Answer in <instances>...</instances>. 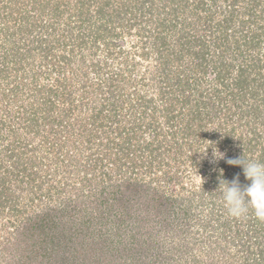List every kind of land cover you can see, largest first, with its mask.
<instances>
[{
    "label": "trees",
    "instance_id": "1",
    "mask_svg": "<svg viewBox=\"0 0 264 264\" xmlns=\"http://www.w3.org/2000/svg\"><path fill=\"white\" fill-rule=\"evenodd\" d=\"M85 1L80 0L81 7L75 15L91 27L89 35L78 26L80 35L74 37L69 27L61 30L65 31V38L69 35L67 42L63 40L52 20L59 22L70 5L66 2L63 3L66 9L60 8L57 0H49L51 5L32 0L38 15L48 16L50 21L37 25L40 20L36 18L33 24L11 31L12 35L18 32L27 35L34 27L39 28L38 35L30 42L23 41L22 47L13 43L10 55L13 60L7 59L1 64L0 105L2 100L9 101L16 109L9 111L12 116H19L26 130L35 129L36 135L43 130L40 135L54 147L52 150L62 149V144L49 140L52 136L61 132L71 136L76 131L79 138L73 150L77 155H69L67 159L80 180L66 178L63 182L57 178L65 159L50 158L55 168L46 171L42 162L48 158V152L37 161L25 162V151L36 152V147L28 149L29 144L22 140L21 134L7 126L13 139L0 153L11 160L12 169L5 168L6 163L0 158V206L1 213L7 208L17 215L8 220V229L4 224L8 238L0 245V264H121L125 261L163 264L158 260L166 257L159 254L156 239L170 233L177 240L189 231L190 208L195 199L219 201L224 210L220 192L216 196L219 180H232L239 174L242 185L250 183L240 166L223 160V165L217 162L219 169L211 175L213 186L204 188L202 184L199 197L195 198L197 194L193 191L184 199L174 192H166L157 185L159 172L163 183L178 182V172L172 167L184 156L189 137H192L188 142L191 147L208 135V140L218 149L229 145L232 148L233 140L237 139L236 148L227 150L236 151L234 158L243 155L264 163V132L254 125L256 121L264 123V21L261 22L264 0H87L89 4H96L94 26L86 15ZM145 14L150 16L149 20L138 21ZM4 15L14 19L12 13ZM18 19L21 20L19 16ZM136 23L140 26L136 31L138 36L147 33L142 46L137 43L143 39L132 41L131 52L118 39L124 34L132 36ZM86 47L92 53L90 60L83 54ZM100 47L105 59L96 52ZM33 51L44 62L36 70L47 75L43 70L46 66L54 74L51 83L41 82L36 74L30 81L26 76L22 81L12 76L22 72L23 60L32 56ZM149 58L152 64L145 63ZM73 61L78 64L75 71L70 68ZM30 63L27 65L32 69ZM89 68L96 72V77L89 76ZM67 73L73 78L66 76ZM147 81H151L149 86L164 104L160 109L165 115L166 130L153 113L158 111L159 104L149 95ZM126 88H132L134 100L126 94ZM22 93H26V98ZM128 108L138 110L131 114L136 122L149 116L151 110V123L133 125L131 116L124 121L121 112ZM1 112L2 109L0 136L7 125ZM129 123L130 128L126 127ZM107 124L116 126L112 128L113 137L106 136L102 150L81 154V150L92 147L93 133ZM209 124H213L212 130H206ZM178 125H182V130ZM239 126L248 128L250 136H235ZM146 130L150 140L142 138L135 145L128 143L136 136H130L129 131H142V135ZM136 150H141L138 163L130 158ZM171 150L176 153L170 155ZM195 153L198 147L183 160L195 165ZM202 159V165H206L207 161ZM130 160L133 163L126 170L125 164ZM24 181L32 182L37 188L36 195H31L32 201L45 197L50 202H40V206L29 212L14 210L16 202L11 200L10 186ZM43 183L47 188L38 194ZM222 219L211 214L201 226L206 230L210 224L216 231L233 233L230 245H240L239 251L248 254L244 262L264 264V220L257 218L251 208L240 219L233 216ZM178 221L183 226H177ZM252 246L256 247L255 251H249Z\"/></svg>",
    "mask_w": 264,
    "mask_h": 264
},
{
    "label": "rangeland",
    "instance_id": "2",
    "mask_svg": "<svg viewBox=\"0 0 264 264\" xmlns=\"http://www.w3.org/2000/svg\"><path fill=\"white\" fill-rule=\"evenodd\" d=\"M32 0H0V66L1 64L5 63L8 59L9 62H11L13 59L10 58L12 56L11 55V47L13 45V43H16L20 45V47H22L23 41L24 43L26 42H30L33 37L35 35H38L39 32V28L38 27H34L33 30L27 34L24 35L21 33H15L14 35H12L11 31L16 30L17 28H19L20 26H24L25 24H33L34 20L36 18H38L40 20V22L37 23L41 24L42 22H44V20H48V22L50 21V18H48V16H40L38 15L37 9L33 8V2H31ZM49 0H41V2H46L48 3ZM56 0H51V2H54ZM60 2V8L66 9V5L64 6L63 3H68L70 5L69 10H66V13L63 14L62 16H60L59 18V22L57 21H53V23H55V25H57V29L60 30L59 34L60 36H62L63 40H65V42L68 41L69 35H67V37L65 38V31H61L62 29H68L69 27H71L72 33L74 34L73 36L75 37L77 34L80 35L79 29L81 32H85L86 34H90L91 33V27L88 25V23L86 22H82L79 21L78 18H76V9H79V7H81L79 5L80 0H57ZM49 5H51V3H48ZM88 1H85V9L86 11H88V13L86 12V15L89 16V23H91V25L94 26V24L92 22H94L95 19H97V13H96V4L95 3H91L89 4ZM2 6L5 8L3 9ZM62 6V7H61ZM49 10V7L47 8ZM12 13L13 18H11L10 16L5 17L4 14H10ZM69 13V14H68ZM263 16H264V11H263ZM24 15L28 16V19H22L24 17ZM142 15V14H141ZM18 16L20 17L21 20L18 19ZM38 16V17H37ZM10 17V18H9ZM157 17V16H154ZM160 17V15H159ZM147 18H150L149 15L145 14L143 16L138 17V21L142 20L146 21L149 20ZM54 19V18H53ZM55 20V19H54ZM264 21V17L261 16V22ZM65 24V25H64ZM79 24V25H78ZM138 23H136L135 25V29H132V36L129 35H123L121 39H118V41H120L121 44L126 45L125 47L128 48L127 50L129 51H133L134 49L132 48V41H135L134 39H136V41L138 40H142L141 42H138L137 45H143L145 42V36L146 33L145 32L143 34V36H138L139 34L136 32L137 30H139V25H137ZM80 28H79V27ZM153 26V25H152ZM126 27H123V29L125 30ZM94 29V27H92V30ZM149 30V29H148ZM137 35V36H135ZM88 36H86L87 38ZM85 39V38H84ZM69 43V42H68ZM101 50H96V52L100 55L101 58L104 57L105 59V54L104 51H102V47H100ZM92 50V49H91ZM34 52V51H33ZM91 52L89 50L88 47L83 49V54L85 55V57L90 60L91 55H89ZM8 54V55H7ZM4 55H7V57H4ZM131 55V54H130ZM28 59L23 60V65L25 66V68H23L22 72L19 73H13L12 76H16L19 80L18 81H22V78L24 76L27 77L28 81L31 80L33 74L38 75L39 79L41 82L43 83H51L52 81L50 80L51 78H54V74H51L48 70V68H46V66L43 67L44 72H48L49 74H42L39 73L36 69L40 66H42V57L41 55L37 52H34L32 56H27ZM77 57H79V55H77ZM29 62L32 63V69H29L30 67H28ZM30 63V65H31ZM145 63L147 64H152L153 61L149 58L147 61H145ZM143 63V64H145ZM22 64V63H21ZM28 64V65H27ZM70 68L75 71L76 67H78V64L76 63V61H73L72 64H70ZM117 63H114V66H116ZM36 70V73H33V70ZM47 69V70H45ZM50 70H52L53 72L55 71V68L50 67ZM89 76L91 78L96 77V72L94 70H92L91 68H89ZM148 72V71H147ZM146 72V77H149V74ZM78 73V72H77ZM95 75V76H94ZM66 76H69L70 78L72 76L71 73H67ZM13 77V78H14ZM151 81H147L148 83V93H150L149 95L154 96V101H156L159 104V109L158 111L156 110L155 112H153L154 114H156V117H158V122L159 124L162 125V128H164V130H166L167 128H165V123H164V119H165V115L162 114L161 111V106L164 105L161 100L159 99L158 96L155 95L154 90L152 89V86L150 85ZM101 87L104 89V85L101 84ZM145 89V88H144ZM126 90V94L130 97H133V100L135 99L134 95L132 96V88H126L124 89ZM26 93H22V96H25ZM26 98V96H25ZM17 104V103H16ZM10 108H14L11 103H9V101L4 102L3 100L1 101V105H0V109H2V117L5 120L7 125H4L1 136H0V151L1 148L3 147H7V143L12 141L11 139H13V137H10L8 134V129L7 126H10L13 130L18 132V135H20V137L22 138L23 141L28 142L29 145L28 149L30 146L32 147H36V152L27 150L25 151L24 155H23V160L25 162H30V161H37L40 159V156L43 155L45 152H48V158H45V161H43L42 163H44L46 165V167H44V169L47 171L49 168L53 167L55 168V164L52 162H49V159H60L63 160L65 159V162L62 163L61 168H59V175H57L59 178V180H62L63 182H65L66 178L70 179L71 181L74 180H80V177L74 173L73 169H71V166L69 164H71L69 162V160L67 158H69L70 156H76L77 152L75 153V149L73 150V144H78V138L79 136L76 135V131L72 133V135H68L65 132H61V134L57 135V136H52L51 139L53 142H56L58 145L62 144V149L61 150H57L54 149L52 150V147L48 142H46L44 140V138L40 135L42 134L44 131L40 130L41 133H38L37 135L35 134V129H33L32 131H28L25 128H23L21 121L18 119L19 116L18 115H14L12 116V113L9 111ZM7 110L6 111H4ZM133 110V109H132ZM132 110H128L124 109L122 110L123 112H121V114L125 117L124 121H128L129 117L131 116V114H136L134 113V111H138V110H133V113L131 112ZM150 115L149 116H145L144 119H140L138 120L139 122H136L137 120L133 119L132 117V121L130 122L131 124L135 125L138 123H142V124H150L151 123V110H149ZM148 114V112H147ZM18 116V118H17ZM130 117V118H131ZM187 117V116H186ZM260 119V118H259ZM127 124L126 127L130 128L131 124ZM254 125L256 126V129L264 132V123H261L260 121H256L254 123ZM116 126V124H107V126H102L101 130H96L94 134V139L92 141V147L90 149H83L81 150L82 153L81 154H90L93 152H96V150H102L103 146L102 144H104L106 142L107 137L106 136H110L111 138L113 137V134H111V132L113 133V129ZM182 125H178V129H181ZM151 128H153V125H151ZM212 130L213 129V124H209L206 127V130ZM130 130V129H129ZM142 131L144 130V127L141 129ZM141 132H135L129 131V135L133 136V134H135L136 136L132 139L129 140L128 143H132V144H136L137 141L141 142L142 138H145L146 140H150L151 138L149 137V130L144 131V133L142 134L144 137H142ZM243 135L246 137L250 136V133L248 131V128L246 127H242L239 126V128L236 130V135L238 137V135ZM54 137V139H53ZM178 137L180 138V136L178 135ZM6 139V140H5ZM5 140V141H4ZM173 140V139H171ZM262 140V139H261ZM63 141H65L66 143H62ZM192 141V137H189V141L186 142L185 144V148H184V156H180V159L178 160V162L173 163V167L172 170L178 172V182H174L171 181V183H163L162 180L163 175L159 172V176L160 179L157 183V185H159L161 188L163 187L165 189L166 192H174L176 194H178V196L180 197V199H184V196H189V194L191 193V191L195 192L194 194H197L195 198L199 197V190L202 187L201 185L203 184L206 188V186H213V182L211 181V175L213 174V172L216 171V169L218 170V166L219 165H223V160H226L228 158H234L235 157V153L236 151L232 152H228L227 150L232 149L235 147V143H237V139L233 140V147L231 148V145H229L226 149H219L220 152H223L225 154V158L224 159H220V161H215L213 162V149L215 150L217 147H215L214 143L208 140V135H206L205 140H198L195 144L192 143V146L190 147L188 142ZM264 141V140H263ZM178 142H181V138L178 140ZM81 144V143H80ZM83 144H81L82 146ZM89 145V144H88ZM262 145V143H261ZM57 146V145H55ZM198 147V153L196 154V162L195 165H192L193 163H190L189 160L184 161L183 158H185L186 156L190 155V152L193 154L195 148ZM260 146H257V148L259 149ZM33 148V149H34ZM81 148V147H79ZM208 148V149H207ZM236 148V147H235ZM207 149V151H206ZM218 149V148H217ZM190 150V151H189ZM79 151V152H81ZM139 151L141 150H136L135 152L132 153V155H130L131 160L133 159L135 163H138V155H139ZM162 151L163 148H161L159 150V153L162 155ZM206 151V153H201ZM227 151V152H226ZM233 151V150H232ZM114 153H116V149H114L113 151ZM176 153L175 150H171V152L169 153L174 154ZM62 154V155H60ZM65 154V155H64ZM165 154L167 155V153L165 152ZM64 155V157H63ZM117 155V154H116ZM82 157V156H78ZM114 159L116 158L115 154H113L112 156ZM0 158H2V160L6 163L5 164V168L11 170V166H10V162L11 160H8L7 157L3 156L2 153H0ZM202 158H205V160L207 161L206 165H202L203 162L201 160H203ZM67 159V160H66ZM130 160V162L125 164V169L127 170V167L129 166L130 163H133ZM217 162H218V166H217ZM140 163V161H139ZM179 164V165H178ZM178 166V167H177ZM226 168V166H225ZM163 170V169H161ZM207 170V171H206ZM46 171H41V174L44 175V173H46ZM71 172V173H70ZM69 173V174H68ZM67 179V180H68ZM26 180V179H25ZM39 182H42L39 181ZM38 182V184H39ZM20 185V186H19ZM17 184V183H13L10 187H11V195H12V202H16L15 206H14V210H26L27 212L31 211L34 209L35 206H40V202L42 204H45L47 202H50L48 198L42 197L40 200L37 198L34 201L31 200V195L35 194L36 195V191L35 189H37L36 187H33V183H27V181H24L22 184ZM72 186V184L70 185V187H68L67 189H70ZM47 188V184L43 183L42 184V189L40 191H38V194H40L41 192L45 191V189ZM87 188V186H86ZM218 188V187H217ZM72 190H74L72 188ZM216 191V189H215ZM219 196V190L217 191V195ZM178 197V198H179ZM199 199V198H197ZM197 199H195L192 202L191 205V213H192V220L190 221V223L188 224L189 227V231L185 234H181V236H178L177 240H173V238L175 236H172V234L170 233H165V234H161L157 237L156 241H157V249L159 254L164 255L166 257V260H163L162 256V260L163 261H159L160 263L163 262V264H248L247 262H244V258L246 259V257L248 256V254L246 252H242L239 251L241 250V246L240 245H230V236L233 233H228L225 232L226 234H228L227 236H225V233H222L219 230H215L213 229L210 224L207 226L206 230H204L201 226V224H203L202 222L204 220H208V218H210L211 214H217V216H220L221 219L223 217H225L226 219H229L231 217V215L228 213L227 208L224 207L221 208L222 206L220 205L221 203L219 201L217 202H209L208 199H206L204 202H199L196 201ZM208 201V202H206ZM223 203V202H222ZM223 210V214L221 213V211ZM17 214H15V212H12L11 209H7L5 208L4 211L1 213V206H0V245H2V243L7 242L6 238H8L7 233L5 232V228L8 229L7 225H9L7 222L10 219H15ZM240 219V217H239ZM223 220V219H222ZM231 220V219H230ZM11 221V220H10ZM9 221V222H10ZM177 226L181 225L183 226V223H181L180 221L177 222ZM4 224H5V228H4ZM176 225V224H174ZM231 234V235H230ZM232 237V236H231ZM255 246H252L251 249H249V251L252 250H256ZM167 252V253H166ZM121 264H130L129 261H125L122 262ZM159 264V263H158Z\"/></svg>",
    "mask_w": 264,
    "mask_h": 264
},
{
    "label": "clouds",
    "instance_id": "3",
    "mask_svg": "<svg viewBox=\"0 0 264 264\" xmlns=\"http://www.w3.org/2000/svg\"><path fill=\"white\" fill-rule=\"evenodd\" d=\"M206 151L201 153H206ZM224 158L225 154L223 152H220L217 148L213 149V162ZM226 162L229 165L240 166L245 180L250 182L242 185L239 174L234 176L232 180L224 178L219 180L217 189L222 196L228 213L233 217H241L246 215L251 208L257 218L264 220V163L245 158L243 155L228 158Z\"/></svg>",
    "mask_w": 264,
    "mask_h": 264
}]
</instances>
